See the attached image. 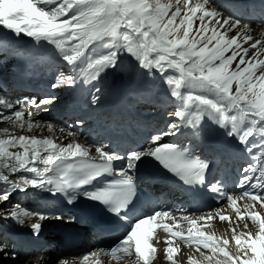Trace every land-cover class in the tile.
I'll list each match as a JSON object with an SVG mask.
<instances>
[{
  "label": "bare ground",
  "instance_id": "6f19581e",
  "mask_svg": "<svg viewBox=\"0 0 264 264\" xmlns=\"http://www.w3.org/2000/svg\"><path fill=\"white\" fill-rule=\"evenodd\" d=\"M11 1L25 3L28 8L34 7L31 0ZM167 9L188 30L193 29L201 17H206L205 22L214 26V45L217 48L213 54L202 57L205 75L218 88L229 93L237 92L238 81L247 80L246 88L252 90L258 103L264 106V27L229 18L211 0H169ZM83 11L87 10L83 8ZM76 25L82 29L80 21L77 20ZM127 46L125 51H120L119 47L111 50L115 54L111 57L114 63L121 57L131 60L139 54L134 39ZM54 148L72 154L89 151L93 153V149L79 141L72 132L31 119L17 103L6 101L0 93V224L8 221L20 223L24 227L38 228L44 222L50 221V218L26 208V203L20 201V204L17 200H12V195L4 189L7 190L11 185L25 187L17 174L22 172L26 175V171L33 169L41 171L40 166L46 165L53 158ZM41 153L43 155L39 158ZM48 154L51 155L50 158H47ZM19 166L22 170H18ZM250 215L255 220H249ZM189 220L194 224L182 232L186 236L197 238V242L189 245L170 242L166 249L161 250L165 251L164 257L160 254L155 264H248L241 258V254L239 257L238 255L243 252L248 254L250 250L256 263L262 264L264 202L259 205L254 201L236 199L228 208L191 216ZM176 233L178 234V230ZM165 235L169 238L176 236L172 231H167ZM213 245H218V248ZM61 253L58 242L54 241L49 251L40 256L43 262L49 258L54 261ZM9 255L12 254L1 243L0 257L6 258ZM40 260L26 259L16 264H38ZM56 264L119 263L111 255L100 252L97 256L69 254Z\"/></svg>",
  "mask_w": 264,
  "mask_h": 264
},
{
  "label": "rangeland",
  "instance_id": "374dc122",
  "mask_svg": "<svg viewBox=\"0 0 264 264\" xmlns=\"http://www.w3.org/2000/svg\"><path fill=\"white\" fill-rule=\"evenodd\" d=\"M126 1H131L132 6L137 8L138 14L133 15L131 12H128L126 9L123 11L120 9V7L118 6L116 7L117 2L123 6L126 4ZM100 5H102L101 7L102 15L107 14L109 17L112 16L113 14H111V11H113L115 8H117L119 11L114 15L117 18H114L110 22H106L104 26L107 23H109L110 26L116 27L120 24V23L118 24V21L127 20L132 25V29L134 32L137 31L144 32V29H147L148 31H152V29H150L149 26L142 27L145 23L152 25L154 28L159 27L160 30L159 32H157V34L161 33L162 35H166L167 37L168 35H170L172 43H175V45L182 44L178 46L180 49L178 53L179 55L178 57L180 56L182 57V58L180 57L182 62L184 61V58L192 60L193 58H196L197 55L199 57V54L201 55V51L204 52L205 55H211L212 53H214V51L217 48V45L216 44L214 45V39H215L214 26H212L211 23L205 22L206 17L205 18L201 17L199 23L193 29L188 30L187 28H184V26H182V24L176 20L177 18L176 15L172 16L171 14L168 13L167 7L169 6V0H103ZM96 9L97 8L95 6V8L91 9L90 11L94 13ZM100 16H101L100 9H98V11L96 12V18H99ZM105 18L102 17L101 18L102 21L105 20ZM95 23L98 22H94V24ZM82 25L85 26L86 23ZM109 39H110V35H109ZM164 49L167 50L169 53L170 50L169 47L165 46ZM183 50H187V51L182 52ZM192 74L194 75V78H197L198 80H203L201 79V77L198 76L199 74L202 75V73H199V71H195ZM182 75H186V74H182ZM239 83H241L242 85L243 83H245V81L243 80L240 81ZM241 85L239 84L237 85L238 93L243 98L255 99L254 92L252 90L247 89L246 86H241ZM261 110H264V108ZM250 220L252 221L255 220L253 215H250ZM239 221H241V219ZM213 247L218 248V245H213ZM240 254L242 255L241 258H243V260L246 263L257 264L254 254L251 250L248 254H245L244 252L243 254L239 253L238 257L240 256ZM40 255L31 257L30 261L41 259L39 261L40 263L38 262V264H56L57 262H59V260L62 259V257H56V259L53 261L50 260L49 258L43 262L42 256ZM11 259L12 258L9 256L6 258L0 257V264L1 263L7 264L9 262H10L9 264H16V260L11 261ZM262 264H264V252H263Z\"/></svg>",
  "mask_w": 264,
  "mask_h": 264
}]
</instances>
